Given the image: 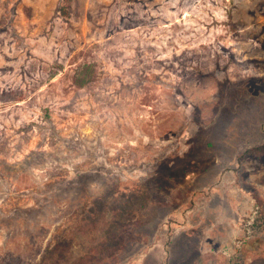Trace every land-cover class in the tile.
Returning a JSON list of instances; mask_svg holds the SVG:
<instances>
[{"label": "rangeland", "instance_id": "1", "mask_svg": "<svg viewBox=\"0 0 264 264\" xmlns=\"http://www.w3.org/2000/svg\"><path fill=\"white\" fill-rule=\"evenodd\" d=\"M264 0H0V264H264Z\"/></svg>", "mask_w": 264, "mask_h": 264}, {"label": "trees", "instance_id": "2", "mask_svg": "<svg viewBox=\"0 0 264 264\" xmlns=\"http://www.w3.org/2000/svg\"><path fill=\"white\" fill-rule=\"evenodd\" d=\"M264 153V146L253 147L245 153V157L258 156Z\"/></svg>", "mask_w": 264, "mask_h": 264}]
</instances>
